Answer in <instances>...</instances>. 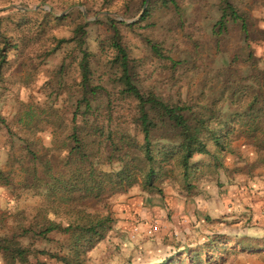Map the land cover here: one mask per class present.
<instances>
[{
	"label": "rangeland",
	"instance_id": "1",
	"mask_svg": "<svg viewBox=\"0 0 264 264\" xmlns=\"http://www.w3.org/2000/svg\"><path fill=\"white\" fill-rule=\"evenodd\" d=\"M145 1L0 0L1 28L20 41L17 48L9 50V61L0 79V175H5L0 177V235L21 232L20 219L36 214V207L43 203L37 189L25 187L28 177L25 179L19 165L20 158L11 153L19 156L27 152L29 144L58 162L66 152L68 118L81 94L80 52L64 44L47 53L54 44L49 34L70 37L77 22L88 23L87 46L94 52V82L111 93L114 116H129L134 103L121 95L122 84L115 79L119 69L111 62L114 52L109 45V16L123 21V43L134 60L135 80L144 91H154L167 99L211 101L220 95L223 80L247 83L248 69L264 68V0H232L246 15L248 29L245 32L239 22H230L221 34L216 27L221 0H177V6L168 7L162 0H149V13L140 20ZM20 5L33 9L23 10L17 7ZM44 10L67 16L59 21L47 19ZM17 22H21L19 29ZM42 28L45 33L37 41ZM152 43L167 57L156 55ZM172 60L180 63L176 65ZM220 105L224 115L234 108L225 101ZM104 107L106 112L108 108ZM48 113L60 116L61 125L47 124L44 117ZM20 116L30 125L17 122ZM40 119L43 121L38 123ZM6 121L15 133H7ZM246 132V127L236 129L231 141L233 151H221L210 144L213 155L196 154L194 161L199 170L191 177V187L166 177L158 183L162 193L135 184L101 200H91L92 210H110L115 222L85 253L84 264H264V198L259 213L249 208L242 211L241 217H227L231 209L225 204L229 200L221 193L226 183L222 181L223 173L257 174L258 182L264 181V151H257ZM6 178L12 180V185L6 183ZM210 183L220 186V194L202 196L201 186ZM154 225L157 229L151 232ZM19 239L23 246L36 250L30 256L32 264L37 260L64 264L48 253L64 252L67 239L60 233L30 232ZM209 241H214L213 250L224 251L222 255H202V261L194 257L192 262V252L206 250ZM248 243L251 245L246 246ZM175 258L183 260L173 261ZM0 264H10L2 254Z\"/></svg>",
	"mask_w": 264,
	"mask_h": 264
},
{
	"label": "trees",
	"instance_id": "2",
	"mask_svg": "<svg viewBox=\"0 0 264 264\" xmlns=\"http://www.w3.org/2000/svg\"><path fill=\"white\" fill-rule=\"evenodd\" d=\"M162 1L167 7L178 4L177 0ZM220 8L221 16L216 23L218 34L228 30L230 22H239L247 32V17L232 0H221ZM148 13L149 7L140 20L145 19ZM44 16L59 21L67 15L55 16L44 10ZM18 23L20 26L21 22H17V29ZM122 23L109 16V45L114 52L111 62L119 69L115 79L122 84L121 95L134 103L129 116L124 113L114 116L111 93L94 82V52L87 46L88 23L85 20L77 22L70 37L49 34L54 44L47 53L64 44H71L80 52L78 88L81 94L68 118L69 130L64 137L66 152L58 162L43 156L29 144L27 152L19 156L11 153L12 157L20 158L19 165L25 172V179L28 177L25 187L37 189L43 203L36 207V214H27L20 219L21 232L0 235V254L10 264H32L30 256L36 250L23 246L19 239L30 232L39 235L60 233L67 239L64 252L48 253L64 264H84L85 253L105 236L115 222L110 210H92L89 206L91 200H101L135 184L144 190L162 193L158 183L166 177L178 179L186 187H191L194 185L191 177L199 170L194 156L213 155L210 144L221 151H233L232 136L238 127H246L257 151H264V68L248 69L247 83L223 80L220 95L211 101L167 99L154 91H144L135 80L132 72L134 60L123 43ZM38 33L37 41L41 40L45 29ZM25 42L28 44L30 40ZM19 45L20 41L13 34L9 35L0 24V79L9 61V50ZM151 48L156 55L167 57L156 43H152ZM104 100L107 101L106 107ZM224 101L234 107L228 115L222 113L220 102ZM103 107L108 108L106 112ZM2 121L5 122V118ZM42 121L40 119L38 123ZM44 121L54 127L62 123L60 116L51 113L44 117ZM17 122L30 125L29 120L21 116ZM6 127L8 134L15 133L7 121ZM0 177L5 178L3 172ZM6 183L12 185V180L6 178ZM213 245L214 241H209L206 250L192 252V262L194 257L202 261V255H222L224 251L213 250ZM177 260L183 259L175 258L173 261ZM36 264L45 263L37 260Z\"/></svg>",
	"mask_w": 264,
	"mask_h": 264
},
{
	"label": "crops",
	"instance_id": "3",
	"mask_svg": "<svg viewBox=\"0 0 264 264\" xmlns=\"http://www.w3.org/2000/svg\"><path fill=\"white\" fill-rule=\"evenodd\" d=\"M230 165V167L234 166ZM224 177V178H223ZM223 182H226L221 188L225 192L220 191L219 185L214 183L203 184L201 187V195H209V193H224L226 200H229L225 205L231 209L227 217H241L242 211L252 209L253 212H260L262 199L264 198V181L258 182L257 174L248 176L247 173L240 171L234 172L233 175L222 174ZM262 187V188H260Z\"/></svg>",
	"mask_w": 264,
	"mask_h": 264
},
{
	"label": "water",
	"instance_id": "4",
	"mask_svg": "<svg viewBox=\"0 0 264 264\" xmlns=\"http://www.w3.org/2000/svg\"><path fill=\"white\" fill-rule=\"evenodd\" d=\"M149 0H146L145 1V4H144V8H143V11L145 10V8L147 7V4H148ZM19 7L20 9H23V10H32L33 8L32 7H25V6H17ZM38 5L35 6V8H37ZM132 21H135V20H132ZM131 22V21H130Z\"/></svg>",
	"mask_w": 264,
	"mask_h": 264
},
{
	"label": "built area",
	"instance_id": "5",
	"mask_svg": "<svg viewBox=\"0 0 264 264\" xmlns=\"http://www.w3.org/2000/svg\"><path fill=\"white\" fill-rule=\"evenodd\" d=\"M157 229V225H154L153 227H151L150 231L152 232L153 230Z\"/></svg>",
	"mask_w": 264,
	"mask_h": 264
}]
</instances>
